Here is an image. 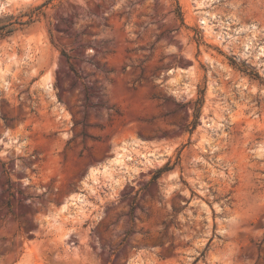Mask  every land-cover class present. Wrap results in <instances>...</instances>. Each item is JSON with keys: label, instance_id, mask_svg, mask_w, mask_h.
<instances>
[{"label": "rangeland", "instance_id": "obj_1", "mask_svg": "<svg viewBox=\"0 0 264 264\" xmlns=\"http://www.w3.org/2000/svg\"><path fill=\"white\" fill-rule=\"evenodd\" d=\"M43 10L0 42V264H264V0Z\"/></svg>", "mask_w": 264, "mask_h": 264}, {"label": "trees", "instance_id": "obj_2", "mask_svg": "<svg viewBox=\"0 0 264 264\" xmlns=\"http://www.w3.org/2000/svg\"><path fill=\"white\" fill-rule=\"evenodd\" d=\"M52 1L53 0H47L45 3L27 12L19 13L18 15L10 14V15L0 16V42L8 39L15 33L24 30L25 28L31 26L35 22H38L42 17L45 16V12L43 8L46 7ZM62 54L68 59L66 53H62ZM199 102H201V100H198L195 103L194 113L196 118L198 117L200 112L199 108L196 107V105L199 104ZM163 171H165V168L157 171L155 175L151 178V181L157 180L161 175V173H163Z\"/></svg>", "mask_w": 264, "mask_h": 264}, {"label": "bare ground", "instance_id": "obj_3", "mask_svg": "<svg viewBox=\"0 0 264 264\" xmlns=\"http://www.w3.org/2000/svg\"><path fill=\"white\" fill-rule=\"evenodd\" d=\"M247 44L244 46V48H247ZM262 51L260 50V53ZM7 71V69L5 70ZM4 71V72H5ZM2 71L0 70V73ZM47 79V78H46ZM205 125H208L207 123ZM129 157L128 153H127V150L126 148H122L119 152L117 151V153L115 154V156L113 157V159H110L109 161V166H105L103 168V170L101 171L103 174H110V169L112 168H115V167H120L123 165V163L125 162V159H127ZM90 177H91V181H94L96 180L95 178V174L94 172H91L90 173ZM81 201V198L78 196L76 200L72 201V205H76L77 203L76 202H79ZM63 210L65 209H68V206H63L62 207ZM68 213V212H67Z\"/></svg>", "mask_w": 264, "mask_h": 264}, {"label": "water", "instance_id": "obj_4", "mask_svg": "<svg viewBox=\"0 0 264 264\" xmlns=\"http://www.w3.org/2000/svg\"><path fill=\"white\" fill-rule=\"evenodd\" d=\"M169 185V182L167 181V184H166V186H168Z\"/></svg>", "mask_w": 264, "mask_h": 264}]
</instances>
